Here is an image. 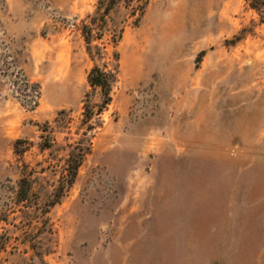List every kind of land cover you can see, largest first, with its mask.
I'll return each instance as SVG.
<instances>
[{"label": "rangeland", "instance_id": "rangeland-1", "mask_svg": "<svg viewBox=\"0 0 264 264\" xmlns=\"http://www.w3.org/2000/svg\"><path fill=\"white\" fill-rule=\"evenodd\" d=\"M110 1L0 0V264H264V15Z\"/></svg>", "mask_w": 264, "mask_h": 264}, {"label": "trees", "instance_id": "trees-1", "mask_svg": "<svg viewBox=\"0 0 264 264\" xmlns=\"http://www.w3.org/2000/svg\"><path fill=\"white\" fill-rule=\"evenodd\" d=\"M116 0L110 1V6L115 4ZM250 6L256 11L264 15V0H249ZM109 8L106 9L108 11ZM88 43V42H87ZM113 80V75L110 72L103 73L97 67H94L90 70L87 75V82L93 87H99L105 96V104L110 100V83ZM27 87L28 82L24 83ZM22 140H17L14 144V154L22 155L25 150L20 148ZM84 154H78L74 156L71 154L67 162V174L64 179V183L59 186L52 195V199L46 204L45 208H39L35 200V194L33 192V181L28 176H23L17 183V191L15 200L17 203H23L25 208L31 209L32 207L37 206L38 216L48 213L49 208L53 207L58 203L59 199L63 196V189L66 187L69 189L74 183L77 170L82 163ZM31 247H35V244H32Z\"/></svg>", "mask_w": 264, "mask_h": 264}, {"label": "built area", "instance_id": "built-area-1", "mask_svg": "<svg viewBox=\"0 0 264 264\" xmlns=\"http://www.w3.org/2000/svg\"><path fill=\"white\" fill-rule=\"evenodd\" d=\"M22 82H23V83H26V81H22ZM28 85H29V84H28ZM34 93H36V91H35V90L33 91V94H34ZM35 96H36V95H35ZM33 103H34V102H33Z\"/></svg>", "mask_w": 264, "mask_h": 264}]
</instances>
